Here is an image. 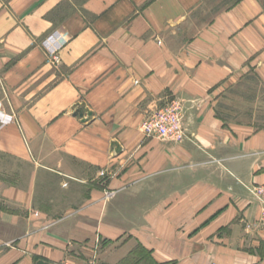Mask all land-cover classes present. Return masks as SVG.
Returning a JSON list of instances; mask_svg holds the SVG:
<instances>
[{"label": "crops", "instance_id": "1", "mask_svg": "<svg viewBox=\"0 0 264 264\" xmlns=\"http://www.w3.org/2000/svg\"><path fill=\"white\" fill-rule=\"evenodd\" d=\"M209 1L0 0V264H264V126L220 103L264 8ZM173 100L186 140L144 137Z\"/></svg>", "mask_w": 264, "mask_h": 264}, {"label": "built area", "instance_id": "2", "mask_svg": "<svg viewBox=\"0 0 264 264\" xmlns=\"http://www.w3.org/2000/svg\"><path fill=\"white\" fill-rule=\"evenodd\" d=\"M50 62H59L56 54L51 55ZM141 132L146 138H155L167 145H180L187 138V127L184 120V109L179 101L173 100L147 117L141 124ZM251 202L260 209L259 222L264 225V185L246 188ZM115 193L108 191L106 198L114 197ZM60 264H74L62 262Z\"/></svg>", "mask_w": 264, "mask_h": 264}, {"label": "rangeland", "instance_id": "3", "mask_svg": "<svg viewBox=\"0 0 264 264\" xmlns=\"http://www.w3.org/2000/svg\"><path fill=\"white\" fill-rule=\"evenodd\" d=\"M237 1L210 0L209 3L213 4L215 11H217L227 8ZM258 1L264 8V0ZM220 103L224 108H227V113L223 116L231 122H238L239 124L252 122L255 128L264 126V85L251 70L234 90L228 92V96L222 98Z\"/></svg>", "mask_w": 264, "mask_h": 264}]
</instances>
